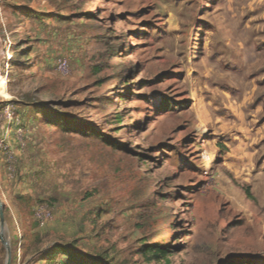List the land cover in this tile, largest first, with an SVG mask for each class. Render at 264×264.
Instances as JSON below:
<instances>
[{"label":"rangeland","instance_id":"1","mask_svg":"<svg viewBox=\"0 0 264 264\" xmlns=\"http://www.w3.org/2000/svg\"><path fill=\"white\" fill-rule=\"evenodd\" d=\"M0 199L11 264H264V0H0Z\"/></svg>","mask_w":264,"mask_h":264},{"label":"trees","instance_id":"2","mask_svg":"<svg viewBox=\"0 0 264 264\" xmlns=\"http://www.w3.org/2000/svg\"><path fill=\"white\" fill-rule=\"evenodd\" d=\"M54 123L60 124V125H65L62 122H59L58 118H55L53 120ZM247 194L250 195L249 190H246ZM36 222V221H35ZM37 223V222H36ZM57 252H63V253H68L70 262L68 264H105V260L102 259H95V258H87V260H83L81 255L78 253H71L65 246H58L57 247ZM142 254L146 256H153L154 259L157 260H162V259H167V262H170L169 259L167 258L168 255V250L162 246H154V245H147L144 244L141 248Z\"/></svg>","mask_w":264,"mask_h":264},{"label":"built area","instance_id":"3","mask_svg":"<svg viewBox=\"0 0 264 264\" xmlns=\"http://www.w3.org/2000/svg\"><path fill=\"white\" fill-rule=\"evenodd\" d=\"M54 67L58 73L64 76H68L71 73V65L69 60L65 57L58 58L54 64ZM6 115L10 121L15 120L14 113L8 108ZM34 219L39 227H45L49 222L54 219L53 212L47 206H38L34 210Z\"/></svg>","mask_w":264,"mask_h":264},{"label":"water","instance_id":"4","mask_svg":"<svg viewBox=\"0 0 264 264\" xmlns=\"http://www.w3.org/2000/svg\"><path fill=\"white\" fill-rule=\"evenodd\" d=\"M5 227H6V220L4 214V206L0 199V241L2 245L6 248L8 253L6 264H11L12 263L11 247L9 243L5 240V236H4Z\"/></svg>","mask_w":264,"mask_h":264}]
</instances>
